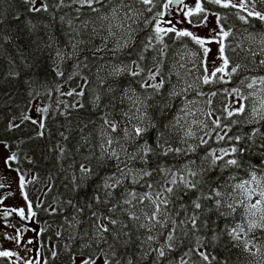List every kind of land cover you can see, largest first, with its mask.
Returning <instances> with one entry per match:
<instances>
[{
    "label": "trees",
    "instance_id": "trees-1",
    "mask_svg": "<svg viewBox=\"0 0 264 264\" xmlns=\"http://www.w3.org/2000/svg\"><path fill=\"white\" fill-rule=\"evenodd\" d=\"M45 4L47 11L42 9ZM123 4H132L133 9L143 14L134 20L125 21L124 13L129 9L121 7V0H103L102 4L94 5L99 12H92L87 7L80 8L71 0H64L63 6L59 0H35L34 4L25 3V0H0V142L16 156L14 166L22 174L32 172L25 189L33 202L36 212L34 218L39 225L37 238L43 260L36 264H77L80 258H104L105 254L112 264H116L117 260L119 264H128L129 260L132 264H181V258L187 264H264V229L248 231V200L243 190L237 187L250 179L253 173L264 178V119L261 118L264 115L257 116L249 110L248 96L241 101L245 106L243 114L228 118L224 110L228 109L231 90L238 88L246 96L255 86L264 89V84L259 82L260 78H264V64L261 63L264 60V45L260 43L264 22L248 17L247 11L240 7L225 9L206 3L205 7L217 13L225 29L230 30L235 37V40L230 37L226 41L236 49L235 52L229 50L228 55L232 63L240 64L241 67L230 78L225 77L227 83L221 81L204 85L199 81L187 92L173 98L172 106L161 114L155 101L166 100V93L173 86L178 92L187 88L177 86L187 67H191L194 74L197 72V75L202 76L200 50L187 38L179 40L169 36L165 38L168 45L164 49L165 55L161 56L158 51L161 47L159 44L145 52V59L141 62L145 73L135 78L127 73L118 78L112 76L114 64L121 61L128 63L137 58L139 50L152 34L155 23L153 20L152 24H146V21L161 10L163 0H159L151 12L145 10L151 6L134 0H123ZM245 4L255 12L264 14V0H245ZM33 7L42 10L30 11ZM114 7L121 10L117 14L118 19H99L102 14L110 16ZM240 16L246 17L249 23L240 20ZM109 23L113 25L112 34L108 31ZM120 23H123V27L115 26ZM129 26L134 30L131 46L117 49V44H123L127 39L125 30ZM249 33L255 34L256 39H248ZM77 41L81 43L73 49L72 44ZM237 44L240 47H236ZM97 48L102 50L97 51ZM57 49L61 50L62 59L56 56ZM190 52H194L200 60L195 62L196 58H181L189 56ZM156 67H159L165 83L160 95L147 101L152 105L147 109L148 114L158 128L174 121L176 116L182 117L179 124L166 130V136L173 147L187 149L192 146L195 151H189L187 155L181 152L170 153L166 157L153 156L148 167L155 169L161 166L175 172L188 161H195L188 167L204 171L197 190H189L182 197L177 194L172 198L167 207V224L164 227L156 225L149 232L139 225L148 223L144 214L151 215L154 206L148 200L142 203L134 200L132 205L124 204L123 200L130 198L127 194L132 190L137 194L151 193L155 198L156 191L161 189L160 173L154 171L152 177H144L137 184L130 183L129 177L111 190V196H106L104 190L97 188V181L101 175L117 172V162L105 156V166L97 168L96 165L102 146L108 147L105 143L108 137L114 138L109 151L116 149L119 152L121 145L128 153L135 150L136 144L125 140L124 132L121 131L126 126L131 129V124L123 115V112L128 111L130 102L125 99L121 103V97L124 96L122 89L131 87L143 96L145 90L141 82L148 69ZM57 71L63 72V76L57 75ZM177 72L180 73L179 77ZM253 79L257 83L253 88H248L247 85ZM109 88L113 90L109 91ZM73 89L75 92L83 90L84 96L66 95ZM147 91L152 92L153 89ZM213 91L217 95L212 97L211 105L205 103L207 95L198 94ZM97 95L100 96L98 106L94 102ZM192 97L202 98L206 107H210L213 118H220L223 131L216 129L211 133V138L205 136L204 133L214 127L206 116L203 121L208 125L207 128L200 127L190 137L185 135L190 128L180 109ZM45 108L47 112L41 111ZM106 114L110 121L117 122L116 132L104 125L102 118ZM25 116L31 119H24ZM32 120L38 123H32ZM41 123L43 128L40 127ZM217 133L225 135V139L217 141ZM155 135V130H150L147 134L149 143L153 142ZM201 137L208 143L201 144ZM236 137H240V140L237 141ZM116 139L119 143L115 142ZM233 146L244 151L237 153L236 157L228 156L225 159L237 158L241 167H221L223 161L211 165L209 153L212 150L219 155L222 149L230 150ZM61 149L64 150L63 154ZM125 159V154L121 153V160ZM81 163L92 167L97 173L96 177L82 181L79 172ZM129 165L133 169L144 167L138 160L129 161ZM120 167L124 168V164L121 163ZM196 179H201V176ZM146 182L153 187L148 188ZM75 185L82 186L76 188ZM94 189L100 196L99 203L92 199ZM213 189L221 195L216 197L211 191ZM210 195L212 199L205 198ZM197 199L202 205L198 210L192 203ZM216 200L220 201L219 211ZM87 203L92 206L86 207ZM93 212L100 217L99 220L92 216ZM129 212L140 216V220H131ZM193 214L199 217L195 229L189 222ZM104 217L116 219L119 223L113 226ZM173 220L176 222L173 233L175 246L172 249L165 248V256L158 257L156 249L167 243L166 237L173 227ZM182 221L185 223L182 224ZM98 224H107L110 229V233H104L107 243L97 242ZM237 226L243 227L245 232L240 234V240H232L229 232ZM113 234L118 238H114ZM148 235L156 237L150 242L151 247L149 243H144ZM243 241L250 242L248 249L244 248ZM53 252L56 253L55 257ZM113 252L115 256H112ZM200 252L209 259L205 261ZM0 264L15 263L10 257H0Z\"/></svg>",
    "mask_w": 264,
    "mask_h": 264
},
{
    "label": "snow or ice",
    "instance_id": "snow-or-ice-1",
    "mask_svg": "<svg viewBox=\"0 0 264 264\" xmlns=\"http://www.w3.org/2000/svg\"><path fill=\"white\" fill-rule=\"evenodd\" d=\"M72 3L78 4L80 8L87 7L92 12H99L100 10L97 9L94 5L96 4H102L103 0H71ZM111 2V0H110ZM136 3H142L147 7L145 10L148 12L152 11V8L156 6V3L159 2V0H134ZM25 3H31L34 4L35 0H25ZM206 3H211L214 5H218L221 8H237L240 7L242 10H247L245 8L244 3H240L239 5L237 3H234L233 0H196L194 7H189L185 0H166L165 3L162 4L161 10L157 11L155 15L152 17V19L147 20L146 24H152L153 20L155 23L153 24V31L152 34L148 37L147 42L143 45V47L139 50V54L136 59L130 60L128 63H124L123 61L116 63L113 65L111 70V75L114 77H120L121 75L127 73L128 75L132 76L133 78L142 75L145 73L144 67H141V62L145 59V52H147L150 48H154L156 44H159L161 47L158 49L161 56L165 55L164 49L167 48V44L165 43V38L171 36L173 39H179L184 40L187 38L188 40L195 43V45L198 46L200 50V56H201V67L203 69V75L198 76L197 79L204 85L214 84L218 82H225L228 81L225 80V77H231L237 71L240 69V64H235L231 62V59L228 55V51L231 50L235 52V48L232 47L231 43H226V41H229V38L232 37V40H235V37L232 36V33L230 30H226L224 24L221 22V17L215 13L211 12L210 9L205 7ZM59 4L61 6L64 5V0H59ZM173 6H180L179 11L182 12L183 18H179L174 15L172 9ZM121 7H127L129 9L128 12L124 13V19L125 21L127 19H135L138 16L142 15V11L136 10L132 8V4L124 5L123 0H121ZM42 9L44 11H47V5H43ZM41 8H30V11L39 12L42 10ZM79 11V8L77 9ZM118 10L117 8L111 9V14L109 15H100L99 19L101 20H115L118 19ZM216 16V27H211L209 23V15ZM166 16H172L173 19H164ZM247 16L252 17L254 19H257L261 22H264V14L260 12H253V11H247ZM195 17L196 19H193ZM240 20L244 21L245 23H249V21L244 16L239 17ZM71 23V21H69ZM184 23H187L188 25H194L196 27H207L209 30V35L206 37H202L197 35L195 32L185 29L183 27H177V25H182ZM116 27H123V23L115 25ZM34 27V26H33ZM108 31L109 34H112V27L113 25L109 23ZM127 39L124 41L123 44H117V49L122 47H130L134 37L132 35V32L134 30L131 29L129 26L128 29L125 30ZM248 39L255 40L256 35L249 33ZM155 41V43H153ZM71 43V42H70ZM81 43L80 41H77L76 43L72 44L73 49L77 48V45ZM260 43L264 45V34H260ZM212 45L217 46L216 52H213ZM51 46V45H49ZM236 47H240L239 44L236 45ZM101 48H97V51H101ZM264 51V49H262ZM131 55V53H129ZM56 56L60 59L63 58V54L60 49H57ZM212 57L211 62L209 63V58ZM155 59V57H153ZM217 60H219V64H217ZM262 64H264V60L261 61ZM133 66H135L133 68ZM183 66V65H181ZM191 71V69H189ZM57 75L63 76V72L57 71ZM176 75L179 77L180 73L177 72ZM159 78V79H158ZM71 79V77H69ZM151 81V83H149ZM259 82L261 84H264V78H260ZM164 79L160 76V69L159 67H156L155 69H148L145 78L141 82V87L145 90L143 96L140 94H137L134 89L131 87L127 89H122L124 91V96L121 97V103L124 102L125 99H127L129 103L128 111L123 112V115L127 117L129 123L131 124V129H129L127 126L121 129V131L124 132V138L125 140H130L131 143L136 144L135 150L131 153L127 152V149L121 145L120 151L118 152L116 149H112L109 151V148H111V145L114 143V138L108 137L105 143L108 147L102 146V152L101 156L97 158V168H103L105 166L104 164V157L107 156L109 159H114L117 163L115 165L117 172L119 173V176L117 175V172H112L109 174L101 175L99 176V179L97 181V188L102 189L105 192L106 196H111L112 191L117 186L121 185L125 179H130V183L137 184L139 183V180L144 177H152L154 171H158L160 173V183H161V189L156 191L155 198H153V195L151 193H144V194H137L134 190L128 192V197L123 200L124 204L132 205L134 200H138L141 203L144 200H148L151 205H153V211L151 215H148L145 213V218L148 221L147 224H140V228H146L149 232L152 231V228L156 225H160L161 227H164L167 224L168 216H167V207L168 204L171 202L172 198L177 196V194H180L182 197L183 195H186L189 190H197L199 185L202 183V172L204 169L201 170H193L188 167L189 164H194L195 161H188L186 164H184L180 169L173 172L171 168H163L161 166H157L155 169H150L148 167L150 163V158L153 156H168L170 153L179 154L181 152H184L185 155L189 151H195V148L192 146H189L187 149H182L180 147H173L169 143V139L166 136V130H169L172 127H175V125L179 124L182 117L176 116L174 121H169L164 124H162L159 128L157 127L156 123L153 122L151 117L148 114L147 109L152 106L147 103L149 99H152L156 95H160L161 90L164 88ZM257 83L256 79H253L248 85V88H253L254 85ZM192 84H188L187 88H182L180 91H176L175 86L166 93V100L163 101H155V104L159 106V112L161 114H164L167 109H169L172 106V100L173 98L180 96L183 92H187L189 88H192ZM153 89L152 92H148L147 89ZM113 89L109 88V91H112ZM228 91V90H225ZM234 94L237 100H243L247 99V97L243 96L240 93V89H233L231 90ZM38 94V93H37ZM75 94L78 97L84 96V91L81 90L80 92H75L73 89L72 91L66 93L68 96H72ZM199 95H207L208 99L205 101L208 105L212 104V97L217 95V92L213 91L208 94L205 93H198ZM100 100V96L97 95L95 97V103L98 106V102ZM194 101H187L184 107L180 109L181 112L187 113V104H192ZM80 107H83V104L79 105ZM227 112V117L230 118L233 115L237 114H243L245 110V106L241 103L238 108L233 110H228L227 108L224 109ZM41 111L47 112V108L42 109ZM254 115L256 114L255 110ZM205 115L211 120V124L214 125V127L209 128L208 131H206L204 134L205 136H209L211 138V133L215 132L216 129H221L223 131V128L220 123V118H213L212 111H208L205 113ZM108 114L103 117L104 125L107 126L112 132H116L118 130V124L116 121H110L108 118ZM264 119V117H261ZM24 119H31L28 116H25ZM138 121V123H132V121ZM32 123H38L37 120H32ZM193 123H196V121H193ZM202 129L207 128L208 125L204 123V121L199 122ZM235 123V121L233 122ZM40 127L43 128L44 125L41 123ZM227 127V126H224ZM155 130V139L152 143L148 142L147 134L150 132V130ZM63 136V133H61ZM186 136H193L194 133L189 129L186 134ZM225 135L227 133L225 132ZM225 135H220L217 133L216 139L217 141H223L225 139ZM67 139V137H64ZM237 141L240 140V137L235 138ZM142 141V143L137 144V141ZM116 143H119V140H115ZM201 144H207L208 140H205L203 137L200 138ZM63 149H61V154H63ZM244 150L242 148H237L235 146L231 147V149H222L220 154L217 155L215 150H212L209 155L212 157L211 159V165H217L219 161H223V165L221 167H227V166H234L236 168L241 167V163L237 158H229L225 159V157L232 156L236 157L237 153H242ZM121 153H124L126 156L125 160H121ZM17 158L15 155L10 156L6 161L5 164L8 165V161H15ZM139 161L144 165V167L140 169H133L129 165V161ZM121 163L124 164V168H121ZM10 167V165H8ZM19 171V170H17ZM79 172L81 173L80 179L83 181L85 179H93L96 177L97 173L94 171V169L90 166H87L83 163L80 164ZM201 176V179H196V177ZM252 181L256 182L257 185H259V181L257 180V177L255 173L252 174L251 177ZM4 177L0 176V189L5 188V184L3 182ZM25 177L23 175H20L19 177V185L20 189L23 194L24 200L26 203V209L24 207L21 208H12L9 210L4 211L3 216L5 219H7L9 216H11L13 213H15L21 221H33V218L36 216V212L33 210V202L29 200L28 194L26 192H23V189L25 187ZM75 183V181H74ZM147 183V182H146ZM250 181H244V183L239 184L237 187H239L246 195V198L248 200L252 199V192L255 190H249L245 188L246 184H249ZM82 185H75L76 188L81 187ZM148 188H152L153 185L151 183H147ZM181 189H183V192H181ZM216 197H219L221 193L219 191H216L215 189L211 190ZM2 195V193H0ZM258 195L260 196V199L257 200L255 203H251L248 206V211L251 217L254 219H250L248 221V231H252L255 228L264 229V188H259ZM206 199H212V196L205 197ZM92 199H94L97 203L100 202V196L97 194L96 189L93 190ZM0 203H3V200L0 199ZM71 203V202H69ZM193 206L195 209H201L202 205L197 200H193ZM215 205L217 206V211H219V205L220 201L216 200ZM38 206V205H37ZM86 207H91V203H87L85 205ZM229 207H232V205H229ZM82 211V209H81ZM109 211H112V209H109ZM220 215H224V213H220ZM92 216L96 217L97 220L100 219V217L97 216L95 212L92 213ZM130 219L133 221H139L140 216L136 215L134 212H129ZM198 215L193 214L190 218V223L192 225V228H196V221L198 220ZM104 219L108 220V223L115 226L119 222L116 219H111L110 217H104ZM182 224L185 223L184 221L181 222ZM173 227L170 229L169 234L166 237L167 243L163 246H161L159 249H156L158 257H164L165 256V248L172 249L174 248V240L175 237L173 233L175 232L176 228V222L172 221ZM7 226V225H6ZM123 227H127V225H123ZM23 231H33L36 232L35 228H27L26 226L22 228L16 229L17 235L12 237L13 239L19 241L21 239V235ZM242 232H245V229L241 226H237L231 229L229 232V235L232 240H240L241 236L240 234ZM104 233H110V229L107 224H98L97 225V242H105L107 243V237L104 235ZM114 235V238H118ZM124 235H130L129 233H124ZM156 237L153 235H148L144 243H149V247H151L150 242L155 240ZM215 239V237H213ZM27 243L32 244L33 241L29 240ZM243 246L245 249H248L249 241H243ZM111 247V246H110ZM259 251V248L257 249ZM14 253L10 251H3L0 252V257H11ZM56 253L53 252V256L55 257ZM187 255V253H186ZM200 255L202 258L207 261L209 257L204 254L203 252H200ZM112 256H115V253H112ZM26 264H36L35 261H27ZM81 264H96V259H93L92 257H89L87 259H83L81 261ZM104 264H112V260L109 259V257L105 254L104 257ZM116 264H119V261H116ZM128 264H132V261L129 260ZM181 264H187V261L183 260L181 258Z\"/></svg>",
    "mask_w": 264,
    "mask_h": 264
},
{
    "label": "rangeland",
    "instance_id": "rangeland-1",
    "mask_svg": "<svg viewBox=\"0 0 264 264\" xmlns=\"http://www.w3.org/2000/svg\"><path fill=\"white\" fill-rule=\"evenodd\" d=\"M166 0H163V3H165ZM196 0H185V3L189 6V7H194ZM234 3H237L238 5L240 3H244L245 4V0H233ZM245 8L247 9L246 11H253L255 12L250 6L245 4ZM173 13L175 16L179 17V18H183V14L182 12L179 11V8H174L172 9ZM121 12L118 11L117 14H119ZM164 19H173L172 16H166L164 17ZM193 19H196L195 17H193ZM130 20V19H129ZM209 23L211 27H216V16L213 15H209ZM177 27H183L185 29L191 30L193 32H195L197 35L202 36V37H206L209 35V30L207 27H196L194 25H188L187 23H184L182 25H177ZM213 49V52H216L217 46L212 45L211 46ZM181 58H191V59H195V62H197L199 59V57H196V54L193 52L189 53V56H184ZM212 57L209 58V63L211 62ZM191 63V62H189ZM219 60H217V64H219ZM189 69H191V67H187V70L185 72H183V75L180 78V82L178 81L177 86H188V84H192L193 86H196L199 82V80L197 79V77L199 75H197V72H195L196 74H194V71L191 70L189 71ZM204 73H202L203 75ZM241 93V92H240ZM242 94V93H241ZM243 95V94H242ZM244 96V95H243ZM248 96V107H250V111L254 114V111L256 112L255 115L257 116H262L264 115V89L263 88H259V86H255L253 89H251V91L249 93L246 94L245 97ZM230 99H228V110H235L236 108H238L240 106V104L242 103V100H237L235 97V94L233 92H231L229 94ZM189 101H194V103L192 104H187V113L186 114L184 112L183 116L185 117V121L187 126L190 128V130L195 133L197 129H199L201 127L200 125V121H203L204 118H206L205 113H207L208 111H211L210 107H206L205 103L203 102L202 98L200 97H192L191 100ZM32 114V112H31ZM193 121H196V123H193ZM6 152L4 151V148L0 147V157H5ZM9 177L11 178V176H14V187L17 189L15 191V201L13 203L12 206H14V208H21L24 207L26 212V201L23 198V194L22 191L20 189V185H19V177L20 174L16 173L15 171H11L9 170ZM252 177V176H251ZM257 177V176H256ZM28 180V177H25V181ZM257 180L260 182L259 185H257L256 182L252 181V179H247L246 181H250L249 184L245 185V188L249 189V190H255L252 192V199L248 200V206L251 203H255L257 200L260 199V196L258 195V191L259 188H264V178L261 177H257ZM24 192V189H23ZM245 196V193H244ZM249 212V211H248ZM249 218L250 219H254L253 217L250 216L249 214ZM247 219V226H248V221L250 219ZM19 222L21 223V226L19 228H22L24 226H26L27 228L31 229V228H35L36 232L33 231H23L22 235H21V239L23 240V243H13V242H4L2 240H0V252L3 251H10L12 253H14L13 256H11L10 258H12V260L14 261L15 264H26L27 261H35V262H39L41 263V261L43 260V255H42V251L40 249V245L38 242V231H39V225L36 223V221L34 222L31 221H21L19 220ZM32 240L33 243L29 244L27 243V241ZM27 245V246H25ZM85 259V258H80L77 261V264H81V261ZM96 264H104V258L103 257H98L96 259Z\"/></svg>",
    "mask_w": 264,
    "mask_h": 264
},
{
    "label": "flooded vegetation",
    "instance_id": "flooded-vegetation-1",
    "mask_svg": "<svg viewBox=\"0 0 264 264\" xmlns=\"http://www.w3.org/2000/svg\"><path fill=\"white\" fill-rule=\"evenodd\" d=\"M0 147L4 148V151L6 152L5 157H3V155L2 157H0V176L4 177L3 182L5 184V188L0 189V193H2V195H0V199L3 200V203H0V240L4 242H18L22 244L23 240L17 241L12 238L17 235L16 229L21 226L19 217L15 213H13L7 219H5V217L3 216L4 211L14 208V206L12 205L15 201V191L17 190L13 185L15 182L14 176H11L10 178L8 171H15L16 173L23 175L24 177H28L25 185L32 178V172H26L25 174H22L20 171H17L18 168L14 166V161L11 160L8 161V165H10V167L6 165L5 161L13 154L7 149V146L4 143L0 142ZM24 192H26L25 187ZM33 220L35 222V218H33Z\"/></svg>",
    "mask_w": 264,
    "mask_h": 264
},
{
    "label": "water",
    "instance_id": "water-1",
    "mask_svg": "<svg viewBox=\"0 0 264 264\" xmlns=\"http://www.w3.org/2000/svg\"><path fill=\"white\" fill-rule=\"evenodd\" d=\"M173 7L177 9V8H179L180 6H173Z\"/></svg>",
    "mask_w": 264,
    "mask_h": 264
}]
</instances>
